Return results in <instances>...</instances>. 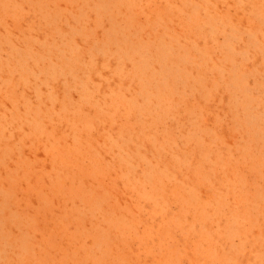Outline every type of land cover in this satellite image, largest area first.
<instances>
[{"label": "rangeland", "instance_id": "rangeland-1", "mask_svg": "<svg viewBox=\"0 0 264 264\" xmlns=\"http://www.w3.org/2000/svg\"><path fill=\"white\" fill-rule=\"evenodd\" d=\"M0 264H264V0H0Z\"/></svg>", "mask_w": 264, "mask_h": 264}]
</instances>
